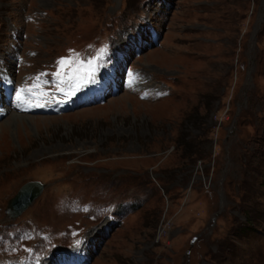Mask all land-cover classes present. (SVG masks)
I'll use <instances>...</instances> for the list:
<instances>
[{
    "label": "rangeland",
    "instance_id": "374dc122",
    "mask_svg": "<svg viewBox=\"0 0 264 264\" xmlns=\"http://www.w3.org/2000/svg\"><path fill=\"white\" fill-rule=\"evenodd\" d=\"M0 264H264V0H0Z\"/></svg>",
    "mask_w": 264,
    "mask_h": 264
},
{
    "label": "water",
    "instance_id": "95a60500",
    "mask_svg": "<svg viewBox=\"0 0 264 264\" xmlns=\"http://www.w3.org/2000/svg\"><path fill=\"white\" fill-rule=\"evenodd\" d=\"M44 184L39 180H29L23 183L16 194L8 201L5 213L9 218L20 215L32 201L40 195Z\"/></svg>",
    "mask_w": 264,
    "mask_h": 264
},
{
    "label": "bare ground",
    "instance_id": "6f19581e",
    "mask_svg": "<svg viewBox=\"0 0 264 264\" xmlns=\"http://www.w3.org/2000/svg\"><path fill=\"white\" fill-rule=\"evenodd\" d=\"M33 118H31L30 115H19L17 113H10V115L8 116V118L5 120V122H12V123H23L26 122V123H34V120H32Z\"/></svg>",
    "mask_w": 264,
    "mask_h": 264
},
{
    "label": "snow or ice",
    "instance_id": "6c2138e0",
    "mask_svg": "<svg viewBox=\"0 0 264 264\" xmlns=\"http://www.w3.org/2000/svg\"><path fill=\"white\" fill-rule=\"evenodd\" d=\"M59 63H64V59L62 58V60H61V62H59ZM90 63V62H89ZM39 77H37V79H38Z\"/></svg>",
    "mask_w": 264,
    "mask_h": 264
},
{
    "label": "trees",
    "instance_id": "16d2710c",
    "mask_svg": "<svg viewBox=\"0 0 264 264\" xmlns=\"http://www.w3.org/2000/svg\"><path fill=\"white\" fill-rule=\"evenodd\" d=\"M166 192V191H165Z\"/></svg>",
    "mask_w": 264,
    "mask_h": 264
}]
</instances>
